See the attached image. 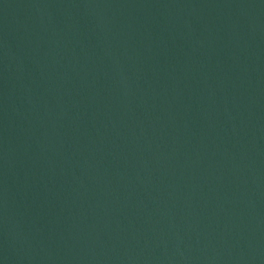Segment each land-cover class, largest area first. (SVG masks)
Instances as JSON below:
<instances>
[{
    "label": "water",
    "instance_id": "water-1",
    "mask_svg": "<svg viewBox=\"0 0 264 264\" xmlns=\"http://www.w3.org/2000/svg\"><path fill=\"white\" fill-rule=\"evenodd\" d=\"M0 264H264V0H0Z\"/></svg>",
    "mask_w": 264,
    "mask_h": 264
}]
</instances>
